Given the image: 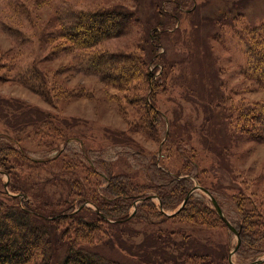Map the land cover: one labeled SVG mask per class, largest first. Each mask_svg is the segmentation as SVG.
Returning <instances> with one entry per match:
<instances>
[{
    "label": "rangeland",
    "instance_id": "374dc122",
    "mask_svg": "<svg viewBox=\"0 0 264 264\" xmlns=\"http://www.w3.org/2000/svg\"><path fill=\"white\" fill-rule=\"evenodd\" d=\"M182 3L0 0V132L21 135L29 157L25 159L12 148H3L6 163L14 168L12 184L17 190H12L11 178L0 165V200L26 206L20 201L31 198L42 212H64L57 255L66 254L67 242L72 238L67 233L76 223L71 215L87 206L99 211L93 200L79 201L78 194H92L108 206L104 196L119 192L116 183L107 190L102 188L107 184L103 176H109L104 169L114 175L115 182L128 185L123 193L132 196L148 189L153 202L159 204L154 187L160 185L172 191L175 184H170V177L161 173L158 165L175 178H191L192 189H208L238 231L237 221L244 222V244L241 242L234 251L238 236L217 218L211 210V197L201 188L191 193L194 197L189 206L192 201L206 208L209 205L203 217L199 214L195 218L182 215L165 219L148 203L138 208L137 201L129 209L133 215L129 222L112 226L97 219V224L107 231L99 233L101 240L79 238L74 243L126 264H180L172 261V255L184 264H229L233 251L236 264L264 259V140L247 129L251 115L264 110V83L254 78L249 50L254 29L264 24V0ZM177 5L181 10L176 9ZM109 7L134 12V20L120 37L81 50L72 48L58 35L59 16L78 9ZM158 13L165 22L161 50L167 53L162 56L165 83L154 93V99L162 109L163 119L156 112L146 114L147 81L143 71L118 87L80 68L81 57L96 51H133L148 58L153 50L150 32ZM34 60L40 68L33 67ZM119 68L111 64L107 71ZM35 85L38 90L33 88ZM152 116L158 120V127L154 129L152 125L149 131L143 122ZM55 126L61 134L48 140ZM68 137V143L61 141ZM0 139L1 143L11 140L8 136ZM53 145L58 148L50 149ZM59 151L63 155L59 161H35L53 157ZM193 158L199 163L198 175L189 161ZM95 168L101 174L94 172ZM249 209L253 213L244 215ZM252 216L261 221L254 225ZM159 219L165 221L158 222ZM35 220L41 227L36 228L38 231L49 228L42 219ZM149 239L157 245L152 246ZM174 242L181 247L185 242L187 246L199 242L208 250L203 258L192 259L184 247L178 249ZM159 253L163 254L156 256L159 262L148 261L150 256L146 254ZM43 259L54 262V254Z\"/></svg>",
    "mask_w": 264,
    "mask_h": 264
},
{
    "label": "trees",
    "instance_id": "16d2710c",
    "mask_svg": "<svg viewBox=\"0 0 264 264\" xmlns=\"http://www.w3.org/2000/svg\"><path fill=\"white\" fill-rule=\"evenodd\" d=\"M182 2L183 0H181V3ZM162 8L163 7L160 5V10L164 12ZM176 9L181 10V6L177 5ZM133 16L134 12L118 7L101 8L96 10H73L65 13L63 16H59L61 20V27L58 30V35L63 40H66V42L69 43L72 48L74 47L81 50H89L100 45L107 39L120 37L131 21L134 20ZM156 16V22L155 24H152V30L149 37V43L153 47V50L150 51L151 54L148 58L133 51H96L90 55H83L81 57L80 68L87 73L99 75V78L105 83L118 87L126 85V83L130 82L131 79L135 78L143 71L147 81L145 100L148 107L146 114L152 115L154 112H156L163 119L162 109L156 103L154 99V93L165 83L166 65L163 62L164 60L162 56L167 53V50H161V47L164 45L160 39V37L162 38L164 32L162 31V26L165 23L162 17L163 15L158 13ZM254 30H256V32L253 33L254 42L253 44H250L251 46L248 45L251 60L253 62L251 69L254 73V78H259L264 83V24L261 25V27L255 28ZM111 64L120 67L119 71L112 70L108 72L107 68ZM32 65L35 69L40 68L37 60H34ZM38 87V85H35L33 88L38 90ZM43 93H48V91H43ZM236 112L239 117V109H237ZM250 121L251 122L248 124L247 129H252L253 136L257 137V139L264 140V110L254 112V114L251 115ZM26 123L28 122L26 121ZM152 125H154V129L157 128L158 120H156L154 116H152V118H145L143 126L151 131ZM257 125H259L260 128H256ZM60 134L61 129H59L57 126L51 127V130L47 135L48 140H53ZM0 136H8L11 138V140L6 139L5 141L7 142L5 143L0 142V165L9 174L11 178L9 185L13 191H16V185L12 184V180L15 175L14 168L10 164L6 163L7 161L5 154H2V150L4 147H7L6 149L12 148V150L17 152V154L23 158L29 159V157L25 151L26 148L25 144H23L21 135H18L15 132L2 131L0 132ZM169 136L170 131L167 132L166 140H168ZM70 139L71 137H68L66 140L61 141L68 143ZM59 142H57V144ZM55 148L58 147L54 145L50 147V149ZM62 156L59 151L53 157H47L45 159H38L35 161L40 163H48V161L55 160L59 161ZM186 156H189V154ZM189 161L194 166L196 174L198 175L200 172L199 163L196 162L194 158L193 160ZM155 163L157 164V162ZM156 168L161 173H165L170 177V184H175V189L172 191H169L160 185L154 187L155 193L159 196L161 201L159 204H155L153 202L152 198L150 197V194L152 193H150L148 189L132 196L127 192L123 193L122 189L127 191L129 189L128 185L115 182L116 179H114V175L107 171V169H104V172L109 176H103L105 177L107 184L102 186V188L107 190L110 186H115L116 183V188H118L119 192L115 194H109L110 196L108 194L107 196H104V199L109 203L108 206H106V204L104 206L102 202L97 201L94 198L95 196L92 194H78V197L80 198L79 201L84 203L85 200H93L98 206L99 211L87 206L86 208H80L78 212L71 215L75 218L74 221L76 223L73 225L74 227L69 226L70 228L67 230L68 234H72V238H70L69 242H67L68 249L66 254L57 255L59 248L61 247V243L59 242V230L62 226V218L65 217L63 215L64 212H42L38 210L34 204H32L31 198H29V200L23 199L24 201H22L19 197L10 196V198L14 200H21L22 202L20 201V203H23L22 205L26 203V206H19V202L17 203V206L12 204L8 205L6 202L0 200V264H126L115 259H109L90 247L77 245L74 242L79 238L101 240L99 233H106L107 231H105L104 227L97 224V219L112 226L129 222L131 219H133V215L130 216L129 209L133 203L137 201H139L137 205L138 208L148 203L147 205H151L152 209H154L156 212L163 214L165 219H172L182 215H184L186 218L187 215H192L194 218L199 214L201 217L206 215L207 211L205 210L209 208V205H206V208L203 205H196L200 203H194V201H192V205L189 206L190 200L194 197L192 194L188 197L192 189L193 180L191 178H175L169 174L164 167H159L157 165ZM93 171L101 174V172L96 168L93 169ZM189 173L194 172L190 170ZM189 182H191V184ZM187 183L190 185H187ZM23 192L31 195L29 191L23 190ZM187 197V201L179 212L175 213L174 215L166 214L167 210H178L179 208L177 207ZM124 207H126L125 212L122 211L124 210ZM211 210L215 213L219 220H222L214 208L211 207ZM251 213L253 212L251 209H249L246 213H244V215L249 216ZM35 218L42 219L45 225H49V228L47 227L45 232L44 229H42V231H38L36 228H39L40 226ZM165 219H159L158 222H164ZM251 220V222L254 221V225H257V223L261 221V218H253L252 216ZM237 226L239 227V232L242 237L241 242L244 244V222L237 221ZM188 242H185L184 246L182 247H184V250L187 254H190L189 257H192V259L200 257L203 258V254L207 252L208 248L199 242H193L187 246ZM157 243L158 242L155 240H152V246H156ZM174 244L178 249L181 247L176 242H174ZM39 250L42 251V254H38ZM50 250L51 252L48 253ZM160 253L146 254L150 256L148 261L159 262V260L155 258L156 256H163V254ZM52 254H54V262L43 259V256L46 257V259H49ZM178 255L182 257V254ZM171 257H173V262L184 264L182 259L177 255H172ZM260 264H264V261Z\"/></svg>",
    "mask_w": 264,
    "mask_h": 264
},
{
    "label": "water",
    "instance_id": "95a60500",
    "mask_svg": "<svg viewBox=\"0 0 264 264\" xmlns=\"http://www.w3.org/2000/svg\"><path fill=\"white\" fill-rule=\"evenodd\" d=\"M201 188L202 190H204L210 197H211V200H212V203L214 205V208L217 210L218 214L220 215V217L222 218V220L226 223V225L232 229V231L234 233H236V235L238 236V244L237 246L234 248V251L239 247L240 243H241V239H240V234H239V231L237 230L236 226H234V224H232V222L226 217L225 213H224V210L223 208L221 207V205L219 204L217 198L206 188L200 186V187H194L191 192L189 193L188 197L191 195V193L193 191H195L196 189H199ZM188 197L185 199L184 203L182 204L184 206L185 202L187 201ZM181 206L176 212L174 213H169V212H166L167 215H174L175 213L179 212L182 207ZM233 251V252H234ZM233 252L230 254V263L231 264H236L233 260H232V255H233ZM264 261V259H261V260H257V261H254L252 264H260Z\"/></svg>",
    "mask_w": 264,
    "mask_h": 264
}]
</instances>
